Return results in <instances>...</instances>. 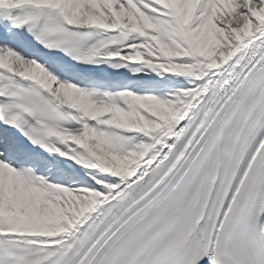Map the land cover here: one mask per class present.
Masks as SVG:
<instances>
[{"label": "snow or ice", "instance_id": "obj_1", "mask_svg": "<svg viewBox=\"0 0 264 264\" xmlns=\"http://www.w3.org/2000/svg\"><path fill=\"white\" fill-rule=\"evenodd\" d=\"M0 264H264V0H0Z\"/></svg>", "mask_w": 264, "mask_h": 264}]
</instances>
